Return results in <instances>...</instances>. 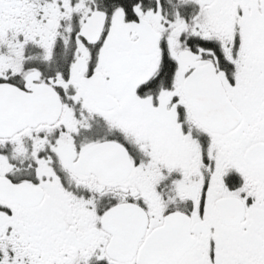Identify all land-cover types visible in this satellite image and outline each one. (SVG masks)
Instances as JSON below:
<instances>
[{"label":"snow or ice","instance_id":"snow-or-ice-1","mask_svg":"<svg viewBox=\"0 0 264 264\" xmlns=\"http://www.w3.org/2000/svg\"><path fill=\"white\" fill-rule=\"evenodd\" d=\"M0 264H264V0H0Z\"/></svg>","mask_w":264,"mask_h":264}]
</instances>
